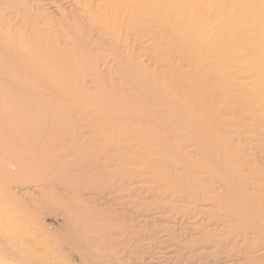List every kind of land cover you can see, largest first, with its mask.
<instances>
[{
  "label": "rangeland",
  "instance_id": "rangeland-1",
  "mask_svg": "<svg viewBox=\"0 0 264 264\" xmlns=\"http://www.w3.org/2000/svg\"><path fill=\"white\" fill-rule=\"evenodd\" d=\"M239 1H221L230 5L224 18L237 15ZM87 3L106 12L103 0ZM133 9V20L103 27L80 16V5L73 0H0V232L17 235L16 246L23 251L33 250L31 256L22 255L18 262L0 255V264H234L236 256L228 253L233 237L223 229V233H216L220 227L217 224H237L232 212L228 215L226 209L220 210L226 216L222 220L230 222L215 223L196 209L201 194L209 197L212 192L200 190V200H189L193 201L188 205L190 214L177 215L165 209L175 204H168L169 195L158 196L162 189H155L150 196L149 190L145 193L134 188L140 184L151 186L149 178L164 177L168 170L192 178H228L230 186L237 182L234 186L241 191V204L248 206L243 210L253 213L250 210L256 206V199L245 185L264 184V126L259 115L249 110L245 101L240 102L243 98L237 101L234 90L232 93L220 80L209 57L214 45L202 36L198 38L207 51L211 48L208 59L201 60L186 45L192 36H180L159 21L141 16L142 9ZM254 16L253 22L260 21L258 15ZM205 29L212 34L211 40L226 38L211 23ZM12 38L36 45V52L60 69V80L49 81L40 73L33 75L30 68L28 73L20 74L25 68L22 61L16 60L20 52L14 44L7 48L3 42ZM240 52L245 54L247 50ZM229 61H240L237 51L232 52ZM250 84L256 91H264L256 81ZM188 109L192 116L187 115ZM131 159L139 163H130ZM190 159L208 169L195 166ZM86 170L102 171L109 179L92 181ZM79 200L87 204H81L89 208L85 211L98 213L93 212L95 219L77 218L81 207L73 201ZM12 202L22 209L4 214L3 206ZM73 206L79 210L74 212ZM240 213L245 216L242 210ZM194 227L200 229L198 235ZM38 230L51 242L38 244V233L33 242L26 238ZM164 237L169 238L165 246L160 242ZM218 237L223 242L219 243Z\"/></svg>",
  "mask_w": 264,
  "mask_h": 264
},
{
  "label": "bare ground",
  "instance_id": "bare-ground-1",
  "mask_svg": "<svg viewBox=\"0 0 264 264\" xmlns=\"http://www.w3.org/2000/svg\"><path fill=\"white\" fill-rule=\"evenodd\" d=\"M75 2L76 5H80L81 8V13L80 16H86L88 19H91L94 23H96L97 25H102L104 26H108V25H112L113 24H119L118 22L125 21V20H129L132 19V9L133 7H138L140 9H142V15L141 16H145L147 18H151V20H157L159 21L162 26L166 29H170L172 32L180 35V36H192V38H189L186 40V45L190 46L192 48V50L200 57L201 60H205L208 59V54L207 52H209V50H211V48H209V50L207 51V49L205 47H202V44H199L198 38H200L201 36L204 38V40H208L210 44L215 46V50L213 49V51H211V54L209 55V57L212 59V63L214 65V69L216 70L217 74H219L220 76V80L225 84V86L229 87V90H234V93H236L238 96H234V98L237 97V101L239 98H243L240 102H244L248 105L249 110H251L253 113H257L259 115V119L262 123V125L264 126V91L263 89H261L260 91H256L255 89H253V87H251L253 81H256L258 86H264V0H257L255 3L252 2L251 0H241L238 2V6H236V10H237V15L235 17H233L232 19H226L223 17L224 15V11L228 12L229 9H227L230 5H226L227 2H225V5H223L224 2L221 1H225V0H219V2L217 0H103V5L106 6V12L104 13V11L102 9H94L92 7L89 6V4L87 2H90L91 0H73ZM136 9V8H135ZM134 10V9H133ZM139 10V9H138ZM132 11V12H131ZM136 11V10H135ZM259 12V13H258ZM139 13V12H137ZM258 13V14H257ZM253 15H255V18H258L260 21L258 22H253ZM258 15V17H257ZM137 18V17H136ZM134 19V17H133ZM132 19V20H133ZM140 20V19H139ZM226 20V21H225ZM148 21V20H147ZM145 22V21H144ZM155 22V21H153ZM207 23H211L213 24L217 29L215 30L218 33V30L221 31V33L226 35V38L224 40H222L220 37H216L213 40H211V36L212 34L205 29V26L207 25ZM143 24V23H142ZM150 26V25H149ZM153 26V23H152ZM156 26V25H155ZM37 27V26H36ZM154 28V27H153ZM245 28V29H244ZM37 29V28H36ZM42 29V28H39ZM24 30V29H22ZM32 30V29H31ZM34 30V29H33ZM32 30V31H33ZM38 30V29H37ZM114 30V28H113ZM36 33H38V31L34 30ZM32 33H35V32ZM149 31V30H147ZM42 32V31H41ZM39 32V33H41ZM153 32V31H152ZM5 33V32H4ZM4 33H2L4 35ZM159 33V31H158ZM12 34V33H11ZM14 34V33H13ZM172 34V33H171ZM15 35V34H14ZM43 36V34H41ZM5 36V35H4ZM3 36V37H4ZM1 37V36H0ZM160 37V36H159ZM6 38V36H5ZM47 38V37H46ZM166 39V38H165ZM164 39V40H165ZM8 40V38H7ZM167 40V39H166ZM200 40V39H199ZM3 41V40H2ZM17 41V42H16ZM5 42V46L7 48H10L11 46L17 47L18 51L20 52L19 58L16 59L17 61H19L21 63V66L23 67V65H25L24 69L22 72H20V74L30 71V69H32L33 75L36 73H40L43 74L42 76H44V74L46 75L45 77H47L49 79H54V82H56L57 79H59L60 77V72L58 69H55L56 64L54 63H50L47 60H44V58H42V56L39 55L38 52H36L35 50V46H30L27 45L26 43H23L22 40H16L15 38L10 39L9 41H3ZM41 44V42H40ZM162 44V43H161ZM219 44H221L219 46ZM38 45V44H37ZM179 46V45H178ZM39 47V46H38ZM176 47V46H175ZM42 48V47H41ZM178 48V47H177ZM176 48V49H177ZM37 49V46H36ZM78 49V48H77ZM240 49H246L247 52L245 54H241ZM40 50V48H39ZM72 50V49H71ZM233 51H237L238 55H239V62L234 64V61H229V58L232 54ZM43 52V51H42ZM72 52V51H71ZM37 53H38V57L37 58ZM43 53H48L47 51L43 52ZM63 53V52H62ZM80 53V52H79ZM11 55V54H10ZM9 55V56H10ZM58 55V53H57ZM50 57V55H48ZM55 56V55H54ZM77 56V55H76ZM44 57V55H43ZM74 57V56H73ZM71 57V58H73ZM184 57V56H183ZM46 58V57H45ZM59 58H61V56L59 55ZM77 58V57H76ZM49 59V58H48ZM51 59V58H50ZM55 59V57H54ZM54 59H52L54 61ZM62 59V58H61ZM80 59V58H79ZM56 60V59H55ZM63 60V59H62ZM60 61V60H59ZM71 61V60H70ZM69 61V62H70ZM244 61V62H241ZM52 62V61H51ZM208 62V61H207ZM205 62V63H207ZM59 63V62H58ZM79 63V62H78ZM199 63V62H198ZM7 64V63H6ZM210 65V63H208ZM55 65V66H54ZM20 66V68H21ZM203 66V65H202ZM74 67V66H73ZM77 68V67H75ZM212 68V66H211ZM43 69V70H42ZM44 73H42L43 71H45ZM208 69V68H207ZM254 69V70H253ZM42 70V71H41ZM2 72V71H1ZM65 72H62V74H64ZM80 73V72H79ZM1 74V73H0ZM2 75V74H1ZM5 77V76H4ZM64 77V75H63ZM201 77V76H200ZM40 78V77H39ZM44 78V77H43ZM210 78V77H208ZM46 79V78H45ZM62 79V78H61ZM60 80V79H59ZM209 80V79H208ZM212 80V79H211ZM44 81V80H43ZM50 81V80H49ZM218 81V80H217ZM28 82V81H26ZM53 82V81H52ZM250 82V83H249ZM42 83V82H41ZM64 83V81H63ZM32 84V83H31ZM59 84V83H58ZM62 84V83H61ZM219 84V83H218ZM27 87V84H25ZM66 85V84H65ZM74 85V84H73ZM198 85V84H197ZM196 85V86H197ZM6 86V85H5ZM24 86V85H23ZM32 86V85H31ZM62 86V85H61ZM202 86V85H201ZM219 86V85H218ZM2 87V86H1ZM64 87V86H63ZM69 87V86H68ZM199 87V86H198ZM67 88V87H66ZM264 88V87H263ZM59 89V88H58ZM72 89V88H70ZM26 92L28 93V90L25 89ZM57 90V89H56ZM81 90V89H80ZM206 90V89H205ZM34 91V89H31V93ZM65 91V90H64ZM63 91V92H64ZM69 93V90H66ZM71 91V90H70ZM224 91V90H223ZM10 93V92H9ZM66 93V92H65ZM71 93V92H70ZM77 93V92H76ZM200 93V92H199ZM230 93V91L228 92ZM233 93V91H232ZM16 94V93H15ZM35 94V93H34ZM31 95V94H30ZM65 95V94H64ZM14 96V95H13ZM17 96V95H16ZM20 96V95H19ZM68 96V95H67ZM222 96V95H221ZM207 97V96H206ZM84 98V97H83ZM233 98V97H232ZM6 99V98H5ZM11 99V98H10ZM71 99V97H70ZM86 99V98H85ZM206 99V98H205ZM9 100V99H8ZM2 101V100H0ZM21 101V100H19ZM77 102V101H76ZM9 103V102H8ZM14 104V101L12 102ZM26 103V102H25ZM10 104V103H9ZM74 104V103H73ZM87 104V103H86ZM230 104V103H229ZM236 104V103H235ZM241 104V103H239ZM243 104V103H242ZM72 105V104H71ZM85 105V104H84ZM175 105V104H174ZM182 105V104H181ZM83 106V105H82ZM123 108H126L125 105H122ZM243 106V105H242ZM245 106V104H244ZM243 106V107H244ZM28 107V106H27ZM26 107V108H27ZM195 107V106H194ZM25 108V107H24ZM48 108V107H47ZM80 108V106H79ZM189 108V107H188ZM245 108V107H244ZM110 109V108H109ZM184 109V108H183ZM53 110V109H52ZM248 110V111H249ZM18 111V110H17ZM20 111V110H19ZM46 111V110H44ZM77 111V110H76ZM185 111V110H184ZM250 111V112H251ZM12 112V110H11ZM16 112V111H15ZM47 112V111H46ZM186 112H190L187 115L188 116H192L189 115L193 112H191L190 109H188ZM246 112V111H245ZM3 113V112H2ZM1 113V114H2ZM22 113V111L20 112ZM79 113V112H78ZM145 113V112H144ZM15 114V113H14ZM26 115V114H25ZM143 115V114H142ZM223 115V114H222ZM195 116V114L193 115V117ZM51 117V116H50ZM7 118V117H6ZM94 118V117H93ZM187 118V117H186ZM192 118V117H191ZM220 118V117H219ZM4 119V118H3ZM202 120L204 118H201ZM60 121V120H59ZM17 122V121H16ZM100 122V121H99ZM30 123V122H29ZM14 124V123H13ZM28 124V123H27ZM31 124V123H30ZM216 124V123H215ZM226 123H224L225 125ZM4 125V124H3ZM48 126V125H47ZM262 126V127H263ZM41 127V125H40ZM208 127V126H207ZM224 128V127H223ZM7 129V127H6ZM29 129V128H28ZM32 129V128H31ZM43 129V128H42ZM247 129V128H246ZM12 130V129H11ZM35 130V129H34ZM216 130V129H215ZM13 132V131H12ZM33 132V131H32ZM42 132V131H41ZM55 132V131H54ZM203 133V132H202ZM212 133V131H211ZM40 134V132H39ZM214 134V133H212ZM16 135V134H15ZM25 136V135H23ZM33 136V135H32ZM41 137V136H40ZM25 138V137H24ZM35 140V139H34ZM25 141V140H24ZM216 141V140H215ZM40 142V141H39ZM24 143V142H23ZM38 143V142H37ZM53 144V143H52ZM8 145V144H7ZM25 145V144H24ZM23 145V146H24ZM30 145V144H29ZM35 145V144H34ZM50 145V144H49ZM3 146V145H2ZM51 147V146H50ZM13 148V147H12ZM19 148V147H18ZM30 148V147H29ZM7 149V148H6ZM34 150V149H32ZM37 150V149H36ZM5 151V150H4ZM226 152V151H225ZM1 153V151H0ZM3 153V152H2ZM6 153V152H4ZM3 153V154H4ZM42 153V151H41ZM7 154V153H6ZM12 154V153H11ZM14 155V154H12ZM53 155V154H52ZM227 156V155H226ZM119 157V156H118ZM5 158V157H4ZM11 158V157H10ZM20 158V157H19ZM32 158V157H31ZM21 159V158H20ZM191 162L200 168H207V166H205L204 164L199 163L198 161L194 160V159H190ZM42 161V160H41ZM130 163H139L136 161V159H131ZM140 161V160H139ZM8 163V162H7ZM145 163H149L148 160L145 158ZM20 164V163H19ZM27 164V162H26ZM30 165V164H29ZM53 166V165H52ZM242 166V165H241ZM41 168V167H40ZM54 168V167H53ZM98 170V169H97ZM101 170V169H100ZM26 171V170H25ZM42 171V170H41ZM168 171H173V170H168ZM167 174L164 177H158V176H153L151 178H149V181H151V186L146 187L143 184H140L139 186H136L134 189H138L139 190H143L148 192V190L151 192V194L154 192L155 189L159 190L162 189V193H158V196H170V202L168 203L169 205L175 204V206L172 207H165V209H170L171 211H174L175 213H177V215L182 212L183 214H190V207L188 206L189 204H191L189 202V200H194L196 198H198L197 196H199V194L202 192L200 190H206L209 193H213V195L211 196V198L209 197H205L207 195H205L204 193L201 194V201H199L200 197L198 198L199 200V204L198 206L196 205V209L199 208L200 212L206 217V215L210 218H212L211 220L214 221L215 223H217L218 221L224 219V214L220 213V210L223 211L226 209V214H231L230 212H232V220L234 219V223L237 224H233L230 221V223H226V224H217L218 226H220L218 228V234H221L222 229L224 232H226L228 235L232 236L233 240L231 241V253L230 251L228 252L230 255H235L236 258H234L237 262V264H264V184L260 185L258 183L260 182H256V183H251V186L249 187L248 185H245L248 187V189H251L249 192L250 196L252 193L253 196V200H255L256 202V206H252L254 207L253 210H250V212L254 211L253 213H248L246 212L244 205L241 204L240 201V194L241 191L239 190V187L236 188L237 182L232 184L230 182V184H232V186H230L227 182V180H229L228 178H226L224 181L216 176V177H212V178H198V177H191L187 174L185 175H181V174H176L174 171L171 173ZM84 172H88L87 176L92 177V179L96 178L95 181L99 182L102 180H108V175L107 173H101L102 171H98L96 173V170H86ZM95 172V173H94ZM33 174V173H32ZM48 175V174H47ZM53 175V174H52ZM85 175V174H84ZM94 177H93V176ZM30 176V175H29ZM86 176V175H85ZM46 177V175H45ZM82 177V176H81ZM103 178V179H102ZM258 178V177H257ZM259 179V178H258ZM89 180V179H88ZM105 180V181H106ZM250 180V179H249ZM252 180V179H251ZM50 181V180H49ZM93 181V180H92ZM243 181V180H242ZM38 182V181H37ZM51 182V181H50ZM156 182H159V184L156 185ZM46 183V182H44ZM48 183V182H47ZM46 183V184H47ZM87 183V182H86ZM130 183V182H129ZM128 183V184H129ZM132 183V182H131ZM247 183V182H245ZM63 184V183H62ZM127 184V183H126ZM135 184V183H134ZM250 184V183H249ZM240 186L241 183H239ZM5 186V185H4ZM52 186V184L50 185ZM68 186V185H67ZM80 186V185H79ZM128 186V185H127ZM130 186V185H129ZM35 187V186H34ZM49 187V186H48ZM69 187V186H68ZM246 187V188H247ZM46 188V187H45ZM67 188V187H66ZM84 188V187H83ZM94 188V187H93ZM133 189V187H131ZM221 188V189H220ZM7 189V188H6ZM73 189V188H72ZM82 189V188H81ZM127 189V187H126ZM129 189V187H128ZM131 189V190H132ZM46 190V189H45ZM70 190V189H69ZM130 190V189H129ZM246 190V189H245ZM47 191V190H46ZM67 191V190H66ZM65 191V192H66ZM75 191V190H74ZM205 191V192H206ZM11 192V191H10ZM50 192V191H48ZM70 193V191H68ZM78 191H76L77 193ZM246 192H248V190H246ZM8 193V192H7ZM12 193V192H11ZM52 193V192H51ZM64 193V192H63ZM207 193V192H206ZM211 193V194H212ZM223 193H225L224 195H222ZM243 193V192H242ZM41 194V193H40ZM61 194V193H60ZM68 194V193H67ZM247 194V193H245ZM50 196V195H49ZM53 196V195H52ZM148 196V195H147ZM249 196V195H248ZM46 197V196H44ZM65 197V195L63 196ZM79 197V196H78ZM243 197V196H242ZM12 198H14V196H12ZM16 198V197H15ZM69 197L66 196L64 199H66ZM81 199L82 198H78ZM101 199V196L100 198ZM252 199V198H251ZM13 200V199H12ZM67 200V199H66ZM72 200V198L70 199ZM69 200V201H70ZM80 203L77 201H73V203L77 204L79 207H83V205L85 204L87 206V204L85 203V201L83 200V202ZM107 200V199H106ZM150 200V199H149ZM148 200V201H149ZM14 201V200H13ZM68 201V200H67ZM102 202V199L100 200ZM144 201V200H143ZM196 201V200H195ZM17 202H21V201H17ZM17 202H12V204H5L3 206V213H11V212H15L16 211H20L22 208L18 205L19 203ZM72 202V201H71ZM105 202V201H103ZM107 202V201H106ZM110 202V200L108 201ZM119 202V201H118ZM163 202V201H162ZM67 203V202H66ZM82 203H84L83 205H81ZM144 203V202H143ZM158 203V202H157ZM30 204V203H29ZM110 204V203H109ZM108 204V205H109ZM182 204V205H179ZM195 204V203H194ZM197 204V203H196ZM25 205V204H24ZM71 205V204H70ZM74 205V204H72ZM71 205V206H72ZM75 205V206H77ZM139 205V204H138ZM151 205V204H150ZM160 205V204H159ZM66 206V205H65ZM68 206V205H67ZM77 206V207H78ZM184 206L185 210H180V207ZM188 206V207H187ZM27 207V206H26ZM64 207V206H63ZM74 207V206H73ZM88 207V206H87ZM245 207V208H244ZM24 208V207H23ZM85 207H83V209L80 211H84L82 214V212H78L80 214H78L77 218L80 216L81 218L84 217L86 218L88 221L91 219H95V217L97 215H94V213H97L95 211L90 212L88 211L89 208H85L88 209L86 211L84 210ZM92 208V207H91ZM230 209V210H227ZM250 208V205H249ZM248 208V210H249ZM73 209V208H72ZM76 209V210H75ZM93 209V208H92ZM135 209V208H134ZM158 209V208H157ZM182 209V208H181ZM193 209V208H192ZM245 209V210H243ZM26 210V209H25ZM75 210V211H74ZM74 212L78 211L76 207H74ZM95 210V209H93ZM153 210V209H152ZM156 210V209H155ZM154 210V211H155ZM199 210L197 212H199ZM240 210H242V212L244 213V211L246 213L245 216H243L240 213ZM66 212V210H64ZM72 211V210H71ZM136 211V209H135ZM143 211V210H142ZM141 211V212H142ZM256 211V212H255ZM23 212V211H22ZM192 212V211H191ZM7 213V215H8ZM111 213V212H110ZM134 213V212H133ZM161 213V212H160ZM180 214L181 216H184L183 214ZM75 214V213H73ZM98 214V213H97ZM165 214V213H164ZM200 214V213H199ZM247 214V215H246ZM3 215V214H2ZM94 215V216H93ZM111 215V214H110ZM166 215V214H165ZM74 216V215H73ZM72 216V218H73ZM98 216H101L100 214ZM107 215H105L106 218ZM137 216V215H136ZM202 216V215H201ZM109 217V216H107ZM189 217V216H188ZM195 217V216H194ZM75 219L76 216H74ZM83 218V219H84ZM228 218V216H227ZM226 218V219H227ZM244 218L246 224L243 223V221H241ZM80 219V218H78ZM85 219V220H86ZM107 219V218H106ZM209 219V218H208ZM241 219V220H239ZM229 220V218H228ZM223 221V220H222ZM225 221V222H226ZM3 222V221H2ZM72 222V221H71ZM96 222V221H95ZM107 222V221H106ZM105 222V223H106ZM210 222V221H209ZM224 222V221H223ZM222 222V223H223ZM224 222V223H225ZM77 223V222H76ZM88 223V222H87ZM86 223V224H87ZM143 223V222H142ZM221 223V222H219ZM75 224V223H74ZM97 224V223H96ZM141 224V223H140ZM212 225V224H211ZM214 225V224H213ZM133 226V225H132ZM138 226V225H137ZM136 226V227H137ZM140 226V225H139ZM128 228V227H127ZM216 229V228H215ZM193 231H195V233L198 235L197 232L200 231V229H198V227H194L192 228ZM202 230V229H201ZM205 230V229H204ZM217 230V229H216ZM45 231V230H44ZM108 231V230H107ZM148 231V230H147ZM129 232V231H128ZM134 232V231H133ZM131 232V233H133ZM151 232V230L149 231ZM213 232V231H212ZM34 233V232H33ZM39 234V236H41V239H39L40 241H37L38 244H45V243H50L51 240L48 237H45L44 233L40 230L34 233V234H30V236H27L26 238L29 239L30 242L35 241L34 239H36V237L38 235L35 234ZM79 233V232H77ZM124 233V232H123ZM130 233V232H129ZM127 233V234H129ZM135 233V232H134ZM138 232H136L137 234ZM200 233V232H199ZM214 233V234H216ZM223 233V232H222ZM135 234V235H136ZM225 234V233H224ZM76 235V234H75ZM133 235V234H131ZM134 235V236H135ZM207 235V233H206ZM211 235V234H210ZM223 235V234H222ZM227 235V237H229ZM38 236V237H39ZM123 236V235H122ZM129 236V235H128ZM151 236V235H150ZM219 236L220 235H216ZM37 237V238H38ZM103 237V236H101ZM136 237V236H135ZM177 237V236H176ZM175 237V238H176ZM208 237V236H207ZM211 237V236H210ZM214 237V235H213ZM211 237V238H213ZM218 237V238H219ZM226 237V238H227ZM125 238V237H124ZM137 238V237H136ZM135 238V239H136ZM151 238V237H150ZM209 238V237H208ZM224 238V237H223ZM222 238V239H223ZM19 239V237L17 235H9L8 233H5L3 231L0 232V255L5 256V257H10L12 259L17 260V262L23 257V256H31L33 254V250H28V251H23L22 249L18 248L16 246V242ZM164 239V240H163ZM166 239H169L166 237ZM165 237L161 239V243L162 245L164 243H168L169 241L166 240ZM181 239V238H180ZM180 239H177L178 241ZM206 239V237H205ZM210 239V238H209ZM215 240L217 239V237L214 238ZM220 239V238H219ZM220 242H223V240H219ZM174 240V237H173ZM176 240V241H177ZM182 240V239H181ZM212 240V239H211ZM214 240V241H215ZM225 240V238H224ZM227 240V239H226ZM95 241V240H94ZM131 241V240H130ZM133 241H138V240H134ZM177 241V242H178ZM208 241V240H207ZM207 241H205L207 243ZM210 241V240H209ZM106 242V241H105ZM108 242V241H107ZM125 242V241H124ZM150 242V241H149ZM155 242V241H154ZM176 242V243H177ZM181 242V241H180ZM197 242V241H195ZM194 242V243H195ZM199 242V241H198ZM234 242V243H232ZM138 243V242H137ZM141 243V242H140ZM144 243V242H143ZM142 243V244H143ZM179 243V242H178ZM192 243V241H191ZM200 243V242H199ZM227 243V241H226ZM228 243L229 240H228ZM146 244V243H145ZM193 244V243H192ZM211 244V241H210ZM222 244V243H221ZM107 245V244H106ZM153 245V244H151ZM176 245V244H175ZM196 245V243H195ZM194 245V246H195ZM198 245V243H197ZM218 245V244H217ZM225 245V243H224ZM16 246V247H15ZM147 246V245H146ZM165 246V244L163 245ZM172 246V245H171ZM179 246V245H178ZM185 246V245H183ZM187 246V245H186ZM193 246V247H194ZM213 246V245H212ZM211 246V247H212ZM221 246V245H220ZM223 246V245H222ZM150 247V246H149ZM215 247V246H214ZM218 247V246H217ZM35 248V246H34ZM173 248V247H172ZM182 248V247H181ZM180 248V249H181ZM165 249V248H164ZM169 249V248H168ZM186 248H184L185 250ZM198 249H200L198 247ZM213 249V248H211ZM147 250V249H146ZM173 250V249H172ZM178 250V249H177ZM191 250V249H190ZM208 250V249H207ZM209 250H210V246H209ZM224 250V249H223ZM229 249H227L228 251ZM151 251V250H150ZM179 251V250H178ZM183 253V249L180 250ZM192 251V250H191ZM190 251V252H191ZM212 251V250H211ZM226 251V250H225ZM223 252L224 254L226 252ZM105 252V251H104ZM173 252V251H172ZM177 252V251H176ZM187 252V251H186ZM185 252V253H186ZM189 252V250H188ZM220 252V251H218ZM217 252V253H218ZM106 253V252H105ZM181 253V252H180ZM193 253V251H192ZM195 253V252H194ZM216 254V252H214ZM227 253V254H228ZM188 254V253H187ZM191 254V253H190ZM212 254V252H211ZM226 259L228 258V255ZM238 254V255H236ZM23 255V256H22ZM169 255V254H168ZM195 255H197L195 253ZM210 255V254H209ZM229 255V260H230V256ZM170 256V255H169ZM188 256H192V255H188ZM201 256V255H200ZM213 257V255H211ZM219 256V255H218ZM221 256V255H220ZM224 256V255H223ZM193 257V256H192ZM197 257V256H195ZM202 257V256H201ZM200 257V258H201ZM20 258V259H19ZM198 258V257H197ZM203 258V257H202ZM208 258V256H207ZM217 258V257H216ZM219 258V257H218ZM217 258V259H218ZM191 259V257H190ZM204 259V258H203ZM233 259V257H232ZM234 259L232 261L234 264ZM210 260V259H209ZM208 260V261H209ZM21 261V260H20ZM82 261V260H81ZM223 261V260H222ZM16 262V264H17ZM203 262V261H202ZM221 263V262H220ZM26 264V263H24ZM180 264V263H179ZM203 264V263H201ZM225 264V263H223Z\"/></svg>",
  "mask_w": 264,
  "mask_h": 264
}]
</instances>
